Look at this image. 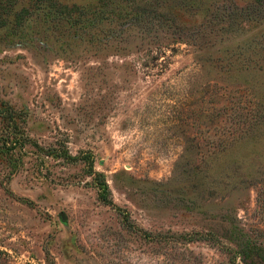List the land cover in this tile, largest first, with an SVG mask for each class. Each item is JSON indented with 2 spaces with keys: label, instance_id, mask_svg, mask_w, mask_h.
Segmentation results:
<instances>
[{
  "label": "rangeland",
  "instance_id": "374dc122",
  "mask_svg": "<svg viewBox=\"0 0 264 264\" xmlns=\"http://www.w3.org/2000/svg\"><path fill=\"white\" fill-rule=\"evenodd\" d=\"M132 7L171 25L168 42H72L94 33L75 26L135 20ZM203 25L264 38V0H0V105L20 113L28 139L16 150L0 141V264H229L208 241L155 240L208 231L236 233L256 247L247 264H264V72L235 67L233 80L171 42ZM202 175L219 189L204 191Z\"/></svg>",
  "mask_w": 264,
  "mask_h": 264
},
{
  "label": "trees",
  "instance_id": "16d2710c",
  "mask_svg": "<svg viewBox=\"0 0 264 264\" xmlns=\"http://www.w3.org/2000/svg\"><path fill=\"white\" fill-rule=\"evenodd\" d=\"M116 6L117 7L115 9L120 11L122 9H127V5L122 7L118 5ZM113 8L114 6L111 7V10L108 12H115ZM131 9L133 16H138L135 20H123L120 18L110 21L99 20L93 23L75 26L76 30L80 31L93 29L94 33L93 36L90 37H71L72 42L77 41V43L82 44L84 48L91 52L104 51L109 48L127 50L132 46L153 47L154 43H159V46L155 47L160 48L161 44L168 42V38L166 35H163V32L169 31L172 27L171 25L164 22L163 20H158L156 22H141L143 21L144 14L147 12L146 9L141 10L138 8L135 9L133 7ZM102 12H107L106 8H103ZM202 27V31L204 32H202V34H194L190 35L189 37H176L173 38L171 42L177 44H188L193 46L196 50L202 51V54L211 58L217 68L218 66H220V68H227L226 71L229 70L230 72V74L228 73V77L232 79L236 76L233 74L235 67H239L241 70L258 68L264 72V38L245 40L235 37H217L210 35L215 30L213 27L205 25ZM140 32L147 35L143 37H137L136 35H138ZM221 71L222 70L218 69L217 74ZM19 115L20 113L13 110L11 107L3 104L0 105V127L2 128L0 130V141H2L5 147L8 145L13 146V150H16L18 146H22L28 142L27 137L24 135V128L21 126ZM262 150H264V147ZM79 160L84 163L86 168L85 170L88 175L96 176L99 200L108 206L114 207L110 197V190L104 176L96 173L94 170L95 161L93 155L90 153H84V155H82ZM202 180L204 191L206 189H210V192H216L217 189H219V185L207 186L204 176L202 177ZM115 208L118 210L121 216L122 225L128 229H131L133 226L127 213H122V209L118 207ZM237 236L238 235L236 233L235 235H220L216 231H208L203 232L202 234L195 233L188 237L180 235H158L155 237V240L158 242H194L195 240L208 241L218 246L228 255L229 264H235L237 257L241 258L244 264H247V262L258 257L257 254H253L252 252V249L254 250L256 247L250 248L249 246H245L239 241V239H237ZM220 239L227 240L234 246V248L223 245Z\"/></svg>",
  "mask_w": 264,
  "mask_h": 264
},
{
  "label": "water",
  "instance_id": "95a60500",
  "mask_svg": "<svg viewBox=\"0 0 264 264\" xmlns=\"http://www.w3.org/2000/svg\"><path fill=\"white\" fill-rule=\"evenodd\" d=\"M63 220H65V219L63 218Z\"/></svg>",
  "mask_w": 264,
  "mask_h": 264
}]
</instances>
